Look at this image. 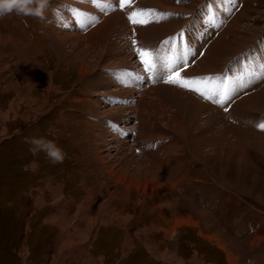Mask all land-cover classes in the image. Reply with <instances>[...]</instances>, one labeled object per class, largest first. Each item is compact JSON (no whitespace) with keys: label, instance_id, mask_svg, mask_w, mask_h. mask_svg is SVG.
<instances>
[{"label":"rangeland","instance_id":"obj_1","mask_svg":"<svg viewBox=\"0 0 264 264\" xmlns=\"http://www.w3.org/2000/svg\"><path fill=\"white\" fill-rule=\"evenodd\" d=\"M213 1L227 23L216 36L197 21L203 0H145L136 10L174 15L143 26L116 0H51L43 22L0 19V264H264V0L234 14L240 0ZM71 9L103 19L89 27ZM195 9L185 32L196 54L211 41L189 72L249 53L220 108L141 82L132 58L133 40L155 43ZM32 137L54 140L64 163L33 156Z\"/></svg>","mask_w":264,"mask_h":264},{"label":"snow or ice","instance_id":"obj_2","mask_svg":"<svg viewBox=\"0 0 264 264\" xmlns=\"http://www.w3.org/2000/svg\"><path fill=\"white\" fill-rule=\"evenodd\" d=\"M81 2H88L93 4H99L101 3V0H81ZM119 7L124 8L130 3H132V0H116ZM177 2H180V0H177ZM103 3L107 4L109 7H111L112 0H103ZM75 15H77L81 22L84 21H91L95 22L94 19H92L88 13L84 12L81 9H71ZM145 11H147L148 15H151V13L154 10H136V11H129L127 14V19L131 24H147L149 23V20L144 18L145 17ZM174 15L173 13H160L159 18L166 19L167 17ZM180 39L183 40V30L176 34V36L169 37L165 41L162 42V44H170L171 42ZM133 50L137 55V58L140 60L142 66L144 67L145 71L152 70L156 64L158 63L160 59L159 51L158 50H152V49H145L141 47H136L137 41L133 40ZM180 67L182 70V66L179 64H176L175 67L170 68V72H174L175 75L169 74L168 79L165 81L169 84H175L182 88L189 89L190 91H193L200 95L201 97L208 99L214 103L217 104H223L224 96H222L219 92V90L216 87L209 88L207 85L211 83L212 80L217 79V77L214 76H204V77H183L181 76L180 71H176V68ZM204 82L205 87L203 89L199 87H191V83L193 82ZM217 96H220L219 99L215 98ZM261 129H264V124L258 125Z\"/></svg>","mask_w":264,"mask_h":264},{"label":"clouds","instance_id":"obj_3","mask_svg":"<svg viewBox=\"0 0 264 264\" xmlns=\"http://www.w3.org/2000/svg\"><path fill=\"white\" fill-rule=\"evenodd\" d=\"M51 7V0H0V19L15 13L17 16L33 17L40 21L47 19L46 13ZM25 143L29 144V151L33 156L43 152L51 164H63L67 153L54 140L43 137L26 138ZM29 165L25 170H29Z\"/></svg>","mask_w":264,"mask_h":264},{"label":"bare ground","instance_id":"obj_4","mask_svg":"<svg viewBox=\"0 0 264 264\" xmlns=\"http://www.w3.org/2000/svg\"><path fill=\"white\" fill-rule=\"evenodd\" d=\"M155 2H156V1H153V3H155ZM140 6H141V4H140ZM153 10H154V9H153ZM119 17H120L119 14H117V15H113V16L110 17L111 19H109V20H110V21L113 20V19L117 20V19H119ZM158 22H159V21H158ZM158 22H157V23H158ZM234 25H235V24H234ZM104 26L106 27L107 24L105 23ZM152 26H153V25H152ZM159 26H161V25H159ZM168 26H169V25H168ZM161 27H163V25H162ZM169 27H170V26H169ZM173 27H174V26H173ZM173 27H172V28H173ZM166 28H167V26H166ZM153 29H154V27H153ZM173 29H175V28H173ZM156 30H157V29H156ZM142 31H143V30H142ZM150 31H151V30H150ZM136 32H137V31H136ZM160 32H161V31H160ZM160 32H159V33H160ZM164 32H166L165 29H164ZM145 33H149L148 29L145 30ZM156 33H157V32H156ZM159 33H158V35H159ZM137 34H138L139 36L141 35L140 32H137ZM135 35H136V34H135ZM155 36H156V35H155ZM231 36H232V35H231ZM157 37H158V36H157ZM235 37H236V36H235ZM106 38H107V37H106ZM197 39H198V38H197ZM194 40H195V39H194ZM196 42H197V41H196ZM219 42L221 43V41H217V42H214V43L212 44V48H214V49L211 48V51L209 52V54L212 53V55H213V50L216 51L215 48L218 47ZM225 42H226V41H225ZM227 43H228V42H227ZM93 46H94V45H93ZM201 46H202V45H198L199 48H198L197 50H200V47H201ZM136 47H141V48H142L143 46H142L141 44H137ZM208 47H209V46H208ZM209 50H210V48H209ZM207 51H208V50H207ZM225 52H226V51H225ZM228 52H230V51H228ZM135 54H136V53H135ZM131 55H132V54H131ZM132 56H133V55H132ZM208 56H209V55H208ZM208 56L205 57L202 61H200V64H202L203 67H204V66H211V65H213L211 62H209V59H210V58H209ZM216 56H217V55H216ZM214 57H215V56H214ZM132 58L134 59L135 57L133 56ZM133 59H132V60H133ZM214 59H215V58H214ZM72 64H73V63H72ZM215 67H216V66H215ZM81 69H83V68H81ZM202 70H203V69H202ZM208 70H209V69H208ZM197 72H199V71H197ZM146 79H147V77H146ZM148 81L150 82V80H148ZM145 82H146V81H145ZM151 82H152V81H151ZM263 93H264V92H263ZM262 95H263V94H262ZM254 96H257V95H254ZM252 98H254V97H252ZM246 99H247V98H246ZM248 100H249V99H248ZM248 100H247V101H248ZM253 100H254V99H253ZM181 101H183V100H181ZM189 101H190V100H189ZM251 101H252V99H251ZM177 102H180V101H177ZM240 102L243 103L242 101H240ZM248 102H249V101H248ZM253 102H254V101H253ZM255 102H256V101H255ZM174 103H175V102H174ZM180 103H181V102H180ZM238 104H239V102H238ZM249 104H250V103H249ZM257 104H258V103H257ZM262 104H263V103H262ZM184 105H185V101H184ZM198 105H199V104H198ZM241 105H242V104H241ZM243 105H244V104H243ZM252 105H253V104H252ZM254 105H255V104H254ZM180 106H181V105H180ZM199 106H200V105H199ZM207 106H209V105H207ZM248 106H250V105H248ZM255 106H256V105H255ZM263 106H264V105H263ZM210 107H211V106H210ZM238 107L241 108L240 105H239ZM238 107H237V108H238ZM207 108H208V107H207ZM248 108H249V107H248ZM250 108H251V109H254L253 107H250ZM179 109H180V108H179ZM191 110H192V109H191ZM204 110H205V109H204ZM255 110H256V109H255ZM178 111H179V110H178ZM182 111H184V110H182ZM211 111H212V110H211ZM263 111H264V110H263ZM189 112H190V111H189ZM207 112H208V111H207ZM212 112H214V111H212ZM212 112H210V113H212ZM227 112H229V111H227ZM180 113H182V112H180ZM203 113H204V112H203ZM182 114H183V113H182ZM184 114H185V112H184ZM184 114H183V115H184ZM213 114H214V113H213ZM190 115H191V114H190ZM213 116H214V115H213ZM193 117H194V116H193ZM186 118H187V117H186ZM189 119L191 120V118H189ZM238 119H239V118H238ZM190 120H189V121H190ZM195 120H196V119H195ZM200 120H201V119H200ZM193 122H195V121H193ZM197 123H198V122H197ZM197 123H196V124H197ZM194 125H195V124H194ZM115 138H116V137H115ZM109 140H110V139H109ZM217 140H218V139H217ZM111 141H112V140H111ZM108 145H109V144H108ZM111 145H112V144H111ZM238 145H239V144H238ZM239 146H240V145H239ZM108 148H110V151H116L115 149H116L117 147L113 145V148H111V147H108ZM236 150H237V149H236ZM261 150H262V149H261ZM110 151H109V152H110ZM115 153H116V152H115ZM240 154H241V153H240ZM244 158H245V157H244ZM99 159L104 160L103 157H99ZM102 164L106 165L105 167L107 168V172H108V173L111 172V171H110V168H111L112 166L109 168L108 166H110V165L107 166V162H104V163H102ZM112 165H113V164H112ZM112 172H113V171H112ZM151 172H152V171H149V173H151ZM112 175H113V173H112ZM113 177H114V176H113Z\"/></svg>","mask_w":264,"mask_h":264}]
</instances>
